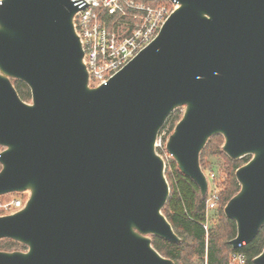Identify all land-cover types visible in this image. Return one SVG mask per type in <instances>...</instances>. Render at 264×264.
Returning a JSON list of instances; mask_svg holds the SVG:
<instances>
[{
    "label": "water",
    "instance_id": "obj_1",
    "mask_svg": "<svg viewBox=\"0 0 264 264\" xmlns=\"http://www.w3.org/2000/svg\"><path fill=\"white\" fill-rule=\"evenodd\" d=\"M158 34L106 82L90 85L73 0L0 2V195L28 191L0 215V264H175L152 234L179 241L157 138L209 190L200 153L217 133L240 189L224 206L230 243L264 224V0H177ZM13 78L25 81L31 100ZM253 261L264 264V247Z\"/></svg>",
    "mask_w": 264,
    "mask_h": 264
},
{
    "label": "trees",
    "instance_id": "obj_2",
    "mask_svg": "<svg viewBox=\"0 0 264 264\" xmlns=\"http://www.w3.org/2000/svg\"><path fill=\"white\" fill-rule=\"evenodd\" d=\"M13 83L20 96L31 100V90L28 84L18 78ZM182 116L176 108L168 116L171 130ZM224 137L217 133L212 135L200 153V163L208 174L212 188L205 195L196 181L184 174L173 157L166 162L165 174L170 185V194L163 207V212L172 223L174 230L180 236L179 241L153 235V245L165 256L174 260L175 264H227L234 248L230 243L236 235V223L224 212L228 199L239 189L236 169L246 162L250 156L232 158L222 149ZM158 151L160 148L157 147ZM161 152V151H160ZM219 156L222 161L215 163L213 156ZM212 190L218 195L216 205L208 208V198ZM204 223L208 225L207 229ZM264 247V224L257 235L245 243L240 250L247 257V264H256L253 258ZM26 246L14 239L0 238V249H23Z\"/></svg>",
    "mask_w": 264,
    "mask_h": 264
},
{
    "label": "built area",
    "instance_id": "obj_3",
    "mask_svg": "<svg viewBox=\"0 0 264 264\" xmlns=\"http://www.w3.org/2000/svg\"><path fill=\"white\" fill-rule=\"evenodd\" d=\"M79 6L73 20L84 49L90 85L106 82L158 34L177 0H73ZM2 2V0H0ZM3 146L0 145V151ZM16 191L12 193H21ZM12 195L0 201V215L22 208L28 198ZM8 193L2 194L6 195ZM1 195V196H2ZM215 191L208 208L216 205ZM207 229L208 225L204 223ZM240 243L227 264H247ZM204 264H208L207 260Z\"/></svg>",
    "mask_w": 264,
    "mask_h": 264
},
{
    "label": "rangeland",
    "instance_id": "obj_4",
    "mask_svg": "<svg viewBox=\"0 0 264 264\" xmlns=\"http://www.w3.org/2000/svg\"><path fill=\"white\" fill-rule=\"evenodd\" d=\"M176 109V108H175ZM178 109L183 113V110H184V107L183 106H180L178 107ZM175 126V125H174ZM174 127L172 128L171 130V122L170 121H165L164 125L162 126V128L160 129V132H159V135H158V138H157V147L160 148V153L161 155L164 157L165 159V162L168 161L169 157H172L168 152H167V149H166V141L168 139V136L170 135V133L173 131ZM158 150V149H157ZM250 156V155H248ZM213 161L215 163H220L222 161V159L219 157V156H213ZM0 167H1V164H0ZM166 168V167H165ZM212 184L209 185V188L211 189L212 188ZM213 192V190H212ZM21 195L23 197L27 196V192H21V193H8L6 195H0V201L3 200V199H7L9 197H11L12 195Z\"/></svg>",
    "mask_w": 264,
    "mask_h": 264
}]
</instances>
